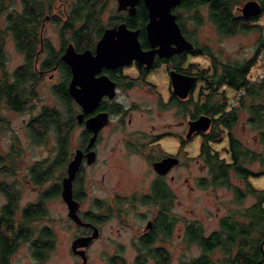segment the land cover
Segmentation results:
<instances>
[{
  "label": "flooded vegetation",
  "instance_id": "obj_1",
  "mask_svg": "<svg viewBox=\"0 0 264 264\" xmlns=\"http://www.w3.org/2000/svg\"><path fill=\"white\" fill-rule=\"evenodd\" d=\"M55 1L56 0H20V12H26L27 9H30L31 7H35L37 10L35 12L36 19L33 23L34 25H31V23L27 21H25L24 24L25 30H28L24 37V43L27 44L28 41H32L34 47L32 50L25 48L24 50L19 51L23 54V62H26L28 58L31 59L32 70L38 79L42 77L44 72L50 69H58L60 71L61 78L59 77L58 82L52 84V88L56 95L55 90L57 89L58 84L65 82V88L71 98V104L74 108L75 122L70 131V142L74 130L79 127L78 141L73 145L72 154L65 163L63 172H61L59 181L60 185L58 186L57 192L51 197H58L61 199L66 209L65 217L63 219L67 221L68 227L74 228L70 246L74 257L76 258L74 264H86L88 262V248L91 243L101 235L100 224L104 221L105 217L115 215L121 222H125L126 219H128L129 212L131 210H137L138 206L141 204L151 205L154 215L145 221L143 228L140 230L137 229L131 234V243H133L136 248V255L132 263L170 264L173 250L168 246L171 241V229H173L175 219L170 214V204L174 192L167 177L174 179V171L176 169L183 170L184 167L187 166L188 160L194 158L196 161H201L199 162L200 170H202L203 167L207 169V176L198 177L197 184L199 186H203L204 184H210L212 187L219 184L230 185V181H228V183H219L217 179V166H224V164L233 161L229 147L227 129L225 128V132L214 137V133L217 132V127L214 128L213 124V119L220 115V110H217L219 108L218 105L221 102L219 87L224 84H214V94L211 96L210 100H208V107H203V103L207 102L204 95L206 94V90H209L208 80L214 70V53L212 52L213 57L207 52L203 53L202 46H206V44L197 42V40L192 37V28L188 29L186 27L185 20H183L181 13V10L187 9L182 5L183 0H180L178 3L171 6L170 11L174 15V20L178 25L180 34L184 40L191 43V47L189 48L183 46V44L179 42L180 40L178 41L177 37L173 36L169 40V45L167 47L163 46L161 40L160 42H152L149 40L145 27V24L148 21V10L144 0H137L134 4L133 13L129 12V5H126V7L121 9L115 7V12L111 13L105 25L88 28L90 33L89 35L84 36L83 45L80 49H76L73 40L70 39L71 32L67 34V37H64L63 34L60 35L61 46L59 49H54L50 39L43 36L42 29L45 21H52L51 23H55V21L57 23L58 21L59 15L57 10H54L56 8ZM257 1L261 5V1ZM213 2L214 0H202L200 3L195 4H204L207 6V15L214 24V21L210 16V8ZM101 6L102 3H100L99 7ZM141 6L145 9L146 18L143 23L139 22L137 24L133 19L136 18L138 8ZM65 15L67 16V11H65ZM4 20L5 17L3 22ZM121 22H123L128 29L137 31L136 38L139 42L140 48L142 50L152 51V59L149 62H139L137 59L132 58L126 63L113 66H101L98 71L93 73L91 78H86L84 81L86 93L90 94L91 91H94V93L97 94L100 92V94L96 105L87 112H83L81 120L78 121L76 114L81 112L82 109L68 90L72 71L65 60L61 58V55L68 43H71L74 50L77 52L89 50L91 54H94L96 42L101 37L104 29L116 26ZM99 28L100 30L98 31ZM4 37L5 36L1 39L2 43ZM152 38L154 39V37ZM203 56L209 58L210 65L208 67L199 68L197 62L193 58ZM58 58L60 61L57 60ZM217 68L219 69V67ZM10 73L11 71H8V74ZM172 75H181L184 77L190 75L194 77L188 91H186V81L184 80V95L174 92ZM76 87H79V84H77ZM229 89L232 90L233 88L229 87ZM224 91L226 90L224 89ZM133 93L139 94L144 100L146 99V103L145 101L135 100L132 96ZM244 94L239 97L234 105H229L225 100L226 103L223 107V111H228L233 106L238 105L242 97L247 99V96ZM213 110L217 111L212 113ZM238 110L239 108L237 111ZM138 111L144 113L145 116H147V119L156 116V119L159 121H151L152 119H149L147 123L135 124V126L131 127L130 125H132L133 114ZM243 111V109H240L239 114ZM201 114L210 117V124L206 130L194 128L195 124L190 123ZM97 116L103 118L102 123L93 129L86 124V121L87 119ZM247 117L248 112L245 122L247 121ZM161 118H163V121ZM234 125L228 129L231 133ZM111 132L118 136L117 141L119 145L109 146V142H106V139ZM210 133H212V136H210ZM232 135L239 140L233 133ZM217 138H220V140L223 138L227 139H225L227 146L224 147L226 155L220 156L214 151V149H211L209 142H214ZM239 142L243 147H246L240 140ZM115 143L117 144V142ZM203 145L207 146L208 149L205 150H207L208 153L204 151ZM101 146L103 148L109 147V151L118 149L119 156H121V154L122 156L133 154L145 161L148 164L149 171L152 175L148 190L143 191L142 188H138L127 191V193L123 195L114 189L109 190L110 192L107 193V197L95 196L92 191H90L89 187L85 185L82 173L85 171L86 167L92 166L97 161ZM76 148L81 150L82 155L80 163L71 179V198L75 202V213L80 222H76L71 216H69V207L61 194V180L62 177L67 174V164L72 158ZM88 152L93 153V159L90 162L87 161L86 154ZM164 158H174L175 160L168 165L164 172H159L154 163L161 161ZM239 159L241 162L244 161V158L239 157ZM255 160L259 159H252L251 162ZM259 161L261 165L264 166L263 161ZM243 164L246 166L247 162H244ZM230 169L238 175L232 166H228V180ZM263 170L264 167L257 171ZM121 171L124 172L125 169ZM238 176L243 182H245L244 188L248 190L247 182L249 176ZM183 181L185 184L187 182V177H183ZM249 184L251 185L250 182ZM233 190L235 193H238V195L239 192L242 194L245 193L244 190L236 185L233 187ZM253 195L255 196V201H257L256 195ZM19 197L20 189L18 187L15 195L16 202L11 214V223L7 225V227H9L7 229L9 234L6 235L15 243V249L10 256L16 251L19 244L27 242L24 237V231L20 232L16 227V225L22 221V211L23 207L26 205H19ZM6 201L7 198L5 197L2 204ZM263 201L264 199L262 202ZM262 206L264 207V205ZM224 217L228 218V222H237V224L242 223L233 215ZM224 217L220 218L218 227L216 229L213 228L207 234L203 233L202 228L198 226V223L192 221L185 222V227L183 229L184 234H179L178 240H182L180 241L182 242V247H186L187 243L196 244L199 248V253L196 256H193L189 261L186 259L180 260L177 264H194L193 261H196L197 258L203 256L209 258L211 264H219L220 262L218 261V263L217 260H214L211 256L215 250L214 245L212 248H206V246L203 245V242L210 240L208 239L210 237L214 244V233H222V220ZM38 221H33L36 222L35 236L39 233L38 229H40L42 225V222L39 223ZM131 223L132 222H130V224ZM125 224L127 225L128 222H125ZM46 225L51 229L48 224ZM94 229L97 230V234L89 239L87 243L79 245L85 241V237L92 234ZM260 231H264V226L261 227ZM51 232L53 241L52 250L54 247L55 233H53L52 229ZM80 238L83 239L79 241ZM75 241L78 245L73 248L72 244ZM208 243L209 242L206 244ZM49 251L44 254L41 260L34 257L38 264L43 263V259L47 256ZM10 256L8 257L7 264L9 263ZM109 256L111 259L118 258L120 263L124 264L120 256H118V253H113V255Z\"/></svg>",
  "mask_w": 264,
  "mask_h": 264
},
{
  "label": "rangeland",
  "instance_id": "obj_2",
  "mask_svg": "<svg viewBox=\"0 0 264 264\" xmlns=\"http://www.w3.org/2000/svg\"><path fill=\"white\" fill-rule=\"evenodd\" d=\"M72 0H56L54 9L59 15L56 23L45 21L43 23L42 34L50 39L54 49L60 48V35L67 37L68 29H64L60 33L61 24L65 20V11L69 10ZM246 0H231L232 12L235 15H241L238 7L242 6ZM261 1V0H260ZM102 6L97 14V19L101 25H105L111 15L115 12L116 0H101ZM100 4H98L99 7ZM20 10V0H0V24L3 25V19L9 11ZM183 20L186 27L191 29L192 37L197 42L206 44V46L214 53V57L219 62H241L254 53L258 44L259 29L257 28H238L233 33H223L219 31L217 26L211 22L207 15V6L204 4H194L193 6L181 10ZM259 26L264 25V5L261 6V11L257 14L255 20L249 22ZM248 23V24H249ZM96 26V25H94ZM98 26V25H97ZM4 50L6 54L5 68L11 71L23 62V54L16 48L11 34H6L3 39ZM197 62V66L208 67L210 60L207 56L193 58ZM192 59V60H193ZM257 64H253L250 71L256 69ZM60 71L58 69H50L42 74L38 79L35 88L37 90V98L32 100L33 107L30 105L21 111H16L8 108L5 102H0V147L2 151H9L11 144L17 145L19 149V159L16 178L14 181H20L18 185L20 189V197L18 203L20 206L29 202L35 201L43 186H35L27 183L25 176L27 175L28 166L35 160H40L43 157L53 155V137L47 143H34L28 140L26 135V123L43 104L54 106L62 109L61 101L53 92L52 84L58 82ZM224 89L226 91H224ZM219 91L224 93V99L232 94V90L227 85L219 87ZM132 96L137 101H145L139 94L133 93ZM238 99V98H236ZM236 102V101H235ZM146 103V101H145ZM143 114V115H141ZM247 112H240L237 123L232 128V133L256 155L263 154L264 143L258 134V130L253 128L247 121L245 122ZM171 117V114H170ZM154 118L151 121H159ZM144 113L137 112L133 114L132 126L149 121ZM2 120V121H1ZM163 121V118H161ZM244 122V123H243ZM146 125V124H145ZM79 127L73 132L70 142V149L73 151V145L78 141ZM118 136L111 132L106 142L111 145H119ZM222 138V135H221ZM226 139V138H225ZM223 138H217L210 141L211 149L216 151L218 155H226L224 147L227 143ZM220 140V141H219ZM227 140V139H226ZM219 141V142H218ZM117 142V144L115 143ZM119 150L109 151L108 148L100 147V152L97 161L89 167L85 168L82 173L84 183L89 187L90 191L95 196L107 197L109 190H116L120 194L125 195L127 191L142 188L143 191L148 190L152 175L149 171L148 164L140 157L130 154L128 156L118 155ZM201 161H196L194 158L188 160V164L183 170L176 169L174 171V179L167 177L170 186L174 192L171 204L170 214L174 217L175 222L171 229L169 248H171L170 264H177L180 260L189 261L193 256L199 253V248L194 243H187L186 247H182V240L179 239V234H184L185 222H196L202 228L204 234H207L213 228L216 229L219 225L221 217L234 216L241 222H247L248 217L244 214L247 207L255 202V196L251 194L245 186V182L236 175L233 170H229L230 185H212L197 184L198 177L207 176V169L203 167L200 170ZM253 170H261L262 166L259 160L247 163ZM122 172L121 170H124ZM64 170V168H63ZM61 171V170H60ZM60 171L54 174L59 175ZM61 177V173H60ZM183 177H187V182L184 184ZM170 179V180H169ZM54 182L55 180L52 179ZM60 181V178L58 179ZM120 182V183H119ZM248 182L252 187L258 190H264V173L259 176H249ZM49 184V182L47 183ZM239 186L244 190L243 196L238 198L234 186ZM5 197L0 192V205L4 202ZM264 205V201L262 202ZM65 206L60 198L54 197L46 200V215L42 224H48L53 233H55L54 247L50 250L47 256L43 259L42 264H74L76 258L71 251V239L74 228L68 227L65 219ZM154 215L152 206L149 204H141L137 210H131L128 214V222H121L115 215L105 217L101 225V235L95 239L88 248V262L86 264H121L118 258L111 259L109 255L118 253L124 264H133L136 248L131 243V234L137 229H141L145 225V221ZM130 222H132L130 224ZM5 233L8 230L5 226ZM28 242L19 244L16 251L10 256L8 264H38ZM232 250H234L232 248ZM228 253L223 249H215L211 254L212 258L217 261H222ZM113 262V263H112ZM123 264V263H122Z\"/></svg>",
  "mask_w": 264,
  "mask_h": 264
},
{
  "label": "trees",
  "instance_id": "obj_3",
  "mask_svg": "<svg viewBox=\"0 0 264 264\" xmlns=\"http://www.w3.org/2000/svg\"><path fill=\"white\" fill-rule=\"evenodd\" d=\"M201 1L183 0L182 5L189 8ZM98 4H100L98 0H72L70 3L67 16L61 24L60 33L62 34L64 29H68L71 32L70 39L73 40L76 49L82 47L84 36L89 35L88 28L95 27L94 25L102 26L97 19L98 10L101 9ZM231 5V0H214L210 8V16L214 24L219 31L226 34L233 33L238 28H257L259 29L258 44L252 56L241 62L219 63L214 57V70L208 80L209 90H206L204 95L207 102L203 103V107H208V100L214 94V84H226L237 89L245 83V75L255 64L256 54L261 44L260 36H264V25L259 26L249 23L255 20L257 15L248 18H244L239 14L235 15L232 12ZM263 5L264 0H261V6L263 7ZM36 10L35 7H31L26 12H20V10L9 11L5 16L3 25L0 24V102L3 100L8 108L16 111H21L29 105L31 108L33 107L32 100L37 98L38 95L35 88L38 78L32 70L30 58L26 62L17 65L8 74V70L4 67L6 56L1 39L6 33H10L18 50H24L25 48L32 50L34 47L32 41H28L27 44L24 43V37L28 31L25 30L24 24L27 21L34 25ZM145 18V9L141 6L138 8L136 18L133 21L137 24L139 22L143 23ZM202 50L203 53L207 52L213 57L212 51L207 46H202ZM57 60L60 61L59 58ZM64 83L58 84L55 90L57 98L63 105L62 109L43 104L30 116L26 123V135L29 141L47 143L53 137V155L31 163L28 166L27 175L24 177L27 183L43 186L44 189L35 201L29 202L23 207L22 221L16 225L20 232L24 231V237L30 244L32 255L39 260L52 248V232L46 224H42L41 228L38 229L39 233L35 236L36 222L33 221L44 219L46 200L57 192L60 185L58 181L60 174L55 175L54 173L60 170V173L63 172L64 165L72 154L69 136L75 122L74 108ZM219 94L221 102L217 110H220V115L213 119L214 128L217 127L214 137L225 132V128L227 129L233 161L224 164V166H217L218 182L228 183V166H232L238 175L244 177L264 173V170L253 171L247 164L246 166L243 164L244 162L250 163L252 159H259L264 163L263 155L261 153L255 155L251 149L243 147L239 140L233 137L231 131L228 130L237 122L239 110L243 109L248 112V123L258 130L260 140L264 143V79L260 83L247 86L244 94L247 99L242 97L238 105L233 106L228 111H223L226 102L224 94L222 92H219ZM217 110H213L212 113ZM210 136H212V133H210ZM203 148L208 153L205 150L208 149L207 146L203 145ZM239 157L244 158V161L241 162ZM19 158V149L14 143L11 144L9 151H2L0 147V192L7 198V201L0 205V264H7L8 257L15 249L14 241L8 238L9 236L6 235L4 228L6 226L8 229L7 225L11 223L12 209L16 202L15 195L20 184L19 179L17 182L13 180L17 173V165L20 162ZM52 179L55 181L53 182ZM48 182L49 184H47ZM247 184L248 191L257 197V201L247 207L244 212L248 217V221L237 224V222H228V218L224 217L222 220V233H214V244L210 237L208 238L210 240L203 242L206 248H212L214 245V249L221 248L228 253L220 263L217 261L219 264H264V243L262 244L264 231H260L261 227L264 226V207L262 206L264 190L255 189L249 182ZM240 195L243 196L240 192L239 195L236 193L238 198L241 197ZM207 242L209 243L206 244ZM193 263L211 264V261L203 256L197 258Z\"/></svg>",
  "mask_w": 264,
  "mask_h": 264
},
{
  "label": "water",
  "instance_id": "obj_4",
  "mask_svg": "<svg viewBox=\"0 0 264 264\" xmlns=\"http://www.w3.org/2000/svg\"><path fill=\"white\" fill-rule=\"evenodd\" d=\"M136 1L137 0H117L116 8L121 9L126 7V5H129V12L133 13ZM179 1L180 0H144L148 10V21L146 22L145 27L149 40L152 42H160L161 40L163 46L167 47L169 45V40L173 36L177 37L178 41L180 40L179 42L186 48L191 47V43L184 40L180 34L178 25L174 20V15L170 11L171 6ZM238 9L241 12L242 17L248 18L259 14L261 11V5L257 0H246L242 6L238 7ZM136 33V30L128 29L123 22L118 23L116 26L105 28L101 37L96 42L94 54H91L89 50L77 52L74 50L71 43L66 45L61 58L65 60L72 71L68 90L82 109L81 112L76 114L78 121L81 120L83 112H87L96 105L100 94V92L96 94L94 91H91L90 94L86 93L84 82L86 78H91L93 73L98 71L101 66H113L126 63L132 58L137 59L139 62H149L152 59V51H146L140 48ZM152 37H154V39ZM178 76L172 75L174 92L184 95V80L186 81V91H188L194 77L190 75H187L186 77L181 75ZM77 84H79V87H76ZM102 119L101 116L92 117L87 119L86 124L95 129L100 123H102ZM190 123L195 124L194 128L206 130L210 124V117L201 114ZM81 155V150L76 148L72 158L67 164V174L63 176L61 180V194L69 207L68 214L76 222H80V220L75 213V202L71 198V179L80 163ZM86 156L88 162L92 161V152H88ZM174 160V158H164L154 164L159 172H164L168 165ZM96 234L97 230L94 229L92 234L85 237V241L79 245L87 243L88 240ZM82 239L83 238H80L79 241ZM263 243L264 239L262 241V244ZM76 245L78 244L75 241L72 244V247L75 248Z\"/></svg>",
  "mask_w": 264,
  "mask_h": 264
},
{
  "label": "built area",
  "instance_id": "obj_5",
  "mask_svg": "<svg viewBox=\"0 0 264 264\" xmlns=\"http://www.w3.org/2000/svg\"><path fill=\"white\" fill-rule=\"evenodd\" d=\"M261 44L259 45L255 65V70L250 71L245 75V83L237 89H232V94L225 98L229 105H234L235 101L245 93V88L249 85L260 83L264 79V36H260ZM238 98V99H236Z\"/></svg>",
  "mask_w": 264,
  "mask_h": 264
}]
</instances>
